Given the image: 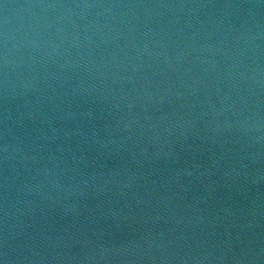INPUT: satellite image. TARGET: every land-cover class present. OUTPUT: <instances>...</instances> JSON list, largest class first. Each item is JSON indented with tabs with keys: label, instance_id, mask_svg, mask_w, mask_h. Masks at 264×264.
Returning a JSON list of instances; mask_svg holds the SVG:
<instances>
[{
	"label": "water",
	"instance_id": "water-1",
	"mask_svg": "<svg viewBox=\"0 0 264 264\" xmlns=\"http://www.w3.org/2000/svg\"><path fill=\"white\" fill-rule=\"evenodd\" d=\"M0 264H264V0H0Z\"/></svg>",
	"mask_w": 264,
	"mask_h": 264
}]
</instances>
